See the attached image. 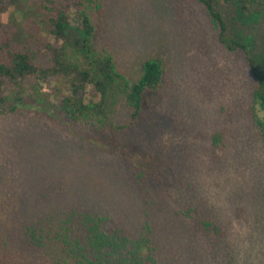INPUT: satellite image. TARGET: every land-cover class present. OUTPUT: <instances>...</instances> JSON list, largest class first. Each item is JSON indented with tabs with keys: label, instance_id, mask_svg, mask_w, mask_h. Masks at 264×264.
<instances>
[{
	"label": "rangeland",
	"instance_id": "rangeland-1",
	"mask_svg": "<svg viewBox=\"0 0 264 264\" xmlns=\"http://www.w3.org/2000/svg\"><path fill=\"white\" fill-rule=\"evenodd\" d=\"M27 1L0 12V41L12 35L48 67L45 45L54 42L48 15L43 0ZM234 4L221 8L239 21ZM93 20L95 48L111 50L130 78L137 80L150 59L165 68L168 123L153 130L150 144L171 183L148 219L133 166L92 144L95 130L42 113L4 115L0 239L7 246L0 242V264H17V256L18 264H48L30 249L25 228H48L54 216L74 208L110 211L112 224L133 235L149 225L161 264H264V138L255 126L258 80L247 56L225 48L199 0H99ZM239 22L264 53V18ZM50 92L44 99L53 103ZM110 104L108 123L118 125L127 111L123 95L114 94ZM223 130L229 146L218 160L212 138ZM186 206L205 209L223 235L204 238L180 213Z\"/></svg>",
	"mask_w": 264,
	"mask_h": 264
},
{
	"label": "trees",
	"instance_id": "trees-1",
	"mask_svg": "<svg viewBox=\"0 0 264 264\" xmlns=\"http://www.w3.org/2000/svg\"><path fill=\"white\" fill-rule=\"evenodd\" d=\"M22 1L0 0V12ZM199 1L219 31V41L225 48L247 56L258 80L255 126L264 138V53L239 22L264 18V0ZM233 1L239 21L225 16L221 8L222 2ZM41 8L48 15V32L54 39L45 45L51 56L50 65H39L36 54L29 48L16 46L10 34L4 36L0 41V117L19 111L42 113L95 130L98 138L92 139V144L133 166L132 183L141 195L143 212L150 219L171 183L169 176H164L167 164L156 146L150 144L153 130L168 123L162 113L168 103L164 100L167 95L161 92L165 75L162 62L148 60L141 76L133 80L121 69L111 50L95 48L93 13L99 9V0H43ZM46 89L51 90L53 103L44 99L48 96ZM116 93L123 95L127 111L120 124L109 125L110 101ZM258 111L262 117H258ZM228 146V131L215 133L212 157L219 160ZM152 178L155 182H149ZM180 213L194 223L204 238L215 240L223 235V229L205 209L186 206ZM53 218L48 228L39 223L24 231L30 249L46 256L45 263L161 264L149 225L144 232L133 235L112 224L110 211L86 208L70 209ZM1 241L7 246L4 238ZM5 262L9 263L7 258Z\"/></svg>",
	"mask_w": 264,
	"mask_h": 264
}]
</instances>
